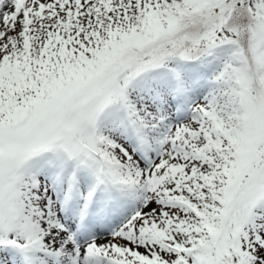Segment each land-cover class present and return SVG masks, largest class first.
<instances>
[{
  "label": "snow or ice",
  "instance_id": "6c2138e0",
  "mask_svg": "<svg viewBox=\"0 0 264 264\" xmlns=\"http://www.w3.org/2000/svg\"><path fill=\"white\" fill-rule=\"evenodd\" d=\"M0 264H264V0H0Z\"/></svg>",
  "mask_w": 264,
  "mask_h": 264
}]
</instances>
